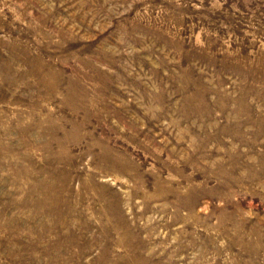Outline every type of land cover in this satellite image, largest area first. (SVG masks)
<instances>
[{
    "label": "rangeland",
    "instance_id": "obj_1",
    "mask_svg": "<svg viewBox=\"0 0 264 264\" xmlns=\"http://www.w3.org/2000/svg\"><path fill=\"white\" fill-rule=\"evenodd\" d=\"M0 264H264V0H0Z\"/></svg>",
    "mask_w": 264,
    "mask_h": 264
}]
</instances>
